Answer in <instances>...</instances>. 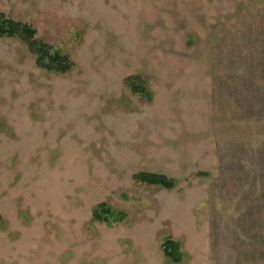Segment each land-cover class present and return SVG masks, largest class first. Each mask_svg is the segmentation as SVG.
Returning <instances> with one entry per match:
<instances>
[{"label": "rangeland", "instance_id": "rangeland-1", "mask_svg": "<svg viewBox=\"0 0 264 264\" xmlns=\"http://www.w3.org/2000/svg\"><path fill=\"white\" fill-rule=\"evenodd\" d=\"M0 12L72 63L41 69L0 37V264H264V0ZM99 203L125 218L94 219Z\"/></svg>", "mask_w": 264, "mask_h": 264}, {"label": "trees", "instance_id": "trees-1", "mask_svg": "<svg viewBox=\"0 0 264 264\" xmlns=\"http://www.w3.org/2000/svg\"><path fill=\"white\" fill-rule=\"evenodd\" d=\"M36 30L27 23L15 21L7 18L0 12V37L19 38L27 47L28 51L35 56L36 66L48 71L66 72L72 63L70 60L61 55L60 52L44 41L36 38ZM137 77L128 78L131 89L134 92H141V85L134 84ZM133 179L146 185H155L158 187L171 189L174 187V180L162 174L154 173H137L133 175ZM92 217L96 220L106 223L121 222L125 218V214L120 212H112L105 203L97 204L93 211ZM162 250L164 255L173 263L180 262V253L178 244L167 238L162 242Z\"/></svg>", "mask_w": 264, "mask_h": 264}]
</instances>
